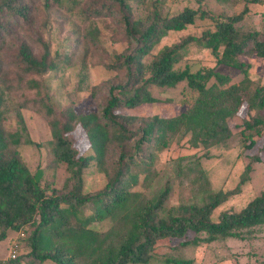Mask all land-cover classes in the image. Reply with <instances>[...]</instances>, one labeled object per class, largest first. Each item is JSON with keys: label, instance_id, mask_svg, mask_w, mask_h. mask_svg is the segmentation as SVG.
I'll return each instance as SVG.
<instances>
[{"label": "trees", "instance_id": "16d2710c", "mask_svg": "<svg viewBox=\"0 0 264 264\" xmlns=\"http://www.w3.org/2000/svg\"><path fill=\"white\" fill-rule=\"evenodd\" d=\"M97 1L95 5L92 0L85 1L87 6L81 12L67 9L82 25L73 32L70 53L52 50L40 38L36 41L38 54L23 42L13 54H4L3 34L9 29L6 20L18 17L26 21L30 6L36 3L46 9L64 6L60 0H0V242L11 232L23 231L21 242L26 241L29 248L26 256H18L12 264H21L23 258L24 264H149L159 253L158 244L165 240H180L178 249L224 239L243 240V231L264 226V191L240 211H224L217 221L211 218L215 209L249 181L253 164L261 162L257 155L248 154L249 163L235 190L219 191L202 206H180L163 216L167 186L152 199L133 190L138 183L135 170L149 173L153 153L169 146L172 136L188 135V143L195 149L224 145L233 135L229 121L244 106L250 117L240 126L239 134L244 149H254L252 136L264 133V86L250 90V66L243 59H264V31L240 36L236 26L249 13L248 4H264V0H244L240 13L223 18L203 10L205 0H194L197 9L184 8L174 16L163 15L158 8L160 0H152L143 17L133 15L128 0ZM147 2L136 0L139 5ZM115 6L122 30L116 41L125 47L102 65L120 74L121 81L110 87L99 112L78 115L69 105L58 113L43 77L72 65L85 69L88 48L101 45L93 20L112 15ZM204 20L212 23L213 30L205 28L201 35L187 36L155 53L168 33ZM190 44L208 50L217 64L239 71L243 79L231 84L228 77L215 71L175 70L181 51ZM182 82L196 96L189 109L177 116L144 119L121 112L154 103L150 86L173 88ZM28 108L46 118L54 161L63 164L68 173L60 191L49 184L42 186L43 170L37 167L31 173L19 154L20 146L34 145L20 115ZM69 126L82 134L81 145ZM91 163L106 178L104 188L92 194L84 192V171ZM86 207L92 211L87 216L82 213ZM106 221L109 225L104 231L93 227ZM163 262L192 264L170 254Z\"/></svg>", "mask_w": 264, "mask_h": 264}, {"label": "rangeland", "instance_id": "374dc122", "mask_svg": "<svg viewBox=\"0 0 264 264\" xmlns=\"http://www.w3.org/2000/svg\"><path fill=\"white\" fill-rule=\"evenodd\" d=\"M63 8L52 6L46 9L38 3L30 6L27 20L13 17L6 20L8 32L3 34L5 42L4 54L15 52L16 47L26 43L35 54L40 53L37 39H43L57 52L70 53L73 45V32L81 28L80 20L73 11L81 12L86 7L85 1L73 2V0H60ZM76 1V2H77ZM97 0H92L94 4ZM134 16L143 17L153 2L148 0L144 5H139L136 0H128ZM52 2V0H49ZM244 0H205L202 9L215 17H229L240 13L244 6ZM95 5V4H94ZM75 6V7H74ZM199 5L194 0H160L158 8L165 16H174L184 8L197 9ZM249 13L236 28L240 36L253 32L264 31V4H248ZM116 6L112 8V15L103 19H94L99 29L101 45L97 49L88 48L87 66L80 69L79 65H72L66 69H60L43 77L51 103L60 113L65 107L72 105L78 115H86L91 112H99L104 104L111 86L121 81V75L106 69L102 64L112 60V55L119 52L125 46L123 42L116 41L122 35L118 25L119 16ZM5 21V18H1ZM208 28L213 30L209 20L197 21L194 25L187 26L180 32H170L155 48V53L160 49L179 42L187 36H199ZM83 30V29H82ZM82 52L80 51V56ZM179 62L174 69L181 71L189 68L191 73L198 70L215 71L229 78L230 83H239L243 75L227 66L217 64L216 59L208 50L194 44L188 45L181 51ZM249 66L248 78L251 81L250 90L264 86V59L250 57L243 59ZM212 82V81H211ZM149 92L154 103L142 104L133 109H124L125 115L140 118H171L189 109L196 93L191 91L185 82L179 83L173 88H160L150 86ZM255 112H251L254 115ZM20 115L27 129L28 138L34 145H22L18 148L19 154L33 173L40 167L44 176L41 185L49 184L56 190H62L68 173L63 164H56L53 156V143L50 129L43 114L32 108L21 110ZM246 106L239 114L229 121L232 138L224 145L213 146L209 149L192 148L188 143L189 136L178 134L171 137L169 146L161 151L153 153V163L149 173L135 170L138 183L133 190L140 192L147 199L157 196L167 186L169 188L168 199L165 203V212L177 210L180 206H202L217 192L233 191L238 186L244 167L249 163V156H259L261 162L252 166L249 181L241 186L240 192L221 204L212 214V220L217 221L220 213L224 211L238 212L249 201L264 191V133L258 137L252 136L256 146L252 151L244 149V143L239 134L240 126L248 120ZM68 130L71 128L69 126ZM72 136L81 145L82 134L80 131L71 130ZM106 178L94 163L84 171V192L96 193L105 186ZM91 208L83 209V215L91 214ZM109 222L94 223L93 227L99 231L108 228ZM29 228L26 232H30ZM17 232L9 233L8 237L0 242V262L6 264L10 242L16 238ZM243 240L224 239L210 244H199L186 248H177L180 240H165L160 242L159 253L149 264H164L166 254L173 258L191 261L192 264H264V226L243 231ZM188 236L186 240H189ZM182 241V240H181ZM176 247L175 250H170ZM29 252L26 241L21 242L20 257ZM24 264L26 258H23ZM12 264V263H10ZM43 264H54L46 261Z\"/></svg>", "mask_w": 264, "mask_h": 264}, {"label": "built area", "instance_id": "2783aa9c", "mask_svg": "<svg viewBox=\"0 0 264 264\" xmlns=\"http://www.w3.org/2000/svg\"><path fill=\"white\" fill-rule=\"evenodd\" d=\"M25 237L24 232L21 231L17 234L16 238H14L11 242H10V247H9V252H8V260L6 262V264H10L12 263V261H14L18 255H19V247H20V242L21 240Z\"/></svg>", "mask_w": 264, "mask_h": 264}]
</instances>
